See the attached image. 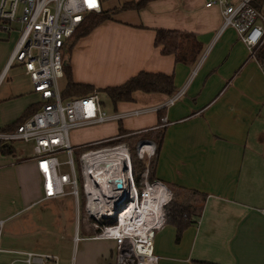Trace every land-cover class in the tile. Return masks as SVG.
Returning a JSON list of instances; mask_svg holds the SVG:
<instances>
[{
	"label": "crops",
	"instance_id": "0c3cea01",
	"mask_svg": "<svg viewBox=\"0 0 264 264\" xmlns=\"http://www.w3.org/2000/svg\"><path fill=\"white\" fill-rule=\"evenodd\" d=\"M129 1L138 0H103L110 18L74 43L67 63L74 82L95 89L148 71L172 74L175 92L183 90L166 106L171 95L136 91L132 101L118 102L113 111L150 110L108 123L114 132L110 137L120 128L128 135L162 131L160 147L149 159L155 179L174 195L184 190L204 194L199 216L180 234L171 223L154 230L152 251L158 264H264V63L250 56L233 27L222 26L220 9L205 7L206 0H153L139 10L120 9ZM158 28L193 33L201 45L197 60L175 62L172 55L161 54L154 45ZM8 32L0 30V41ZM7 61L0 60V73L8 69ZM24 80L17 95L1 96L0 130L40 103L25 71ZM146 140L156 150L155 142ZM9 146L12 155L0 153V264L20 259L16 251L54 253L58 264H115V241L94 237V227L83 224V231L92 234L73 241L79 233L74 197L68 192L62 199H44L33 153L32 158L22 150L18 155ZM52 199L57 201L49 227L65 231L75 219L74 232L64 235L68 246L71 238L77 244L72 262L55 252L58 244L43 232L37 215L42 211L26 213L37 202ZM49 247V252L42 250Z\"/></svg>",
	"mask_w": 264,
	"mask_h": 264
},
{
	"label": "built area",
	"instance_id": "2783aa9c",
	"mask_svg": "<svg viewBox=\"0 0 264 264\" xmlns=\"http://www.w3.org/2000/svg\"><path fill=\"white\" fill-rule=\"evenodd\" d=\"M254 0H206L205 7L217 6L222 17V26L233 27L240 40L245 44L250 56L255 57L258 49L264 44V13L261 8L255 7ZM264 3V0H263ZM103 9V0H94V6L90 0H0V30H10L12 22L19 21L20 32L14 48L7 61L8 68L13 61L20 62L25 73L29 76L32 90L40 97V107L20 124L12 129L0 130V142L9 145L12 141L31 142L33 158L36 160L37 169L42 179L43 198L51 199L63 196L64 187L69 186V193L76 203V226L84 222L87 228L93 227L90 223L98 226L94 237L110 238L115 241V264H158V257L152 251V239L154 230L164 223L165 204L174 195L165 184L158 180L149 183L148 164L154 155V145L148 140L140 139L136 143L135 153L143 160L142 191L136 189L133 180L130 148L122 141L92 147L82 151L78 156V170L81 181V191L78 179L75 175L74 147L68 139V132L72 128L84 127L105 122H117L125 117L136 116L150 109H134L120 112L107 113L103 110L104 103L97 91L84 96H75L67 99L61 97L57 80L63 77V64L61 48L64 42L77 29L81 22L91 13H100ZM5 68V70H6ZM0 73V80L4 75ZM183 90L171 95L163 106L174 103L181 97ZM264 138V126L261 129ZM122 135L107 138V141L120 139ZM104 140L94 141L85 145L96 146ZM82 145V146H85ZM124 148L127 154L126 173L125 165L120 167L117 160L102 161L107 163L114 177L118 169H122V184L119 179L107 187L111 194H116L115 200L110 203V208L116 214L103 212L100 216H93L88 209L89 195L87 190L86 172L92 169L93 158L98 155H118ZM64 153L66 159L58 158ZM65 164L72 172L62 173L60 165ZM90 173V172H89ZM107 175L106 179H110ZM120 178V176H118ZM120 184V187L117 185ZM132 187L130 196L134 201L142 204L147 195V190L162 191L165 198L161 202V212L155 224H146L144 236L124 235L111 233L112 228L120 224L122 205L130 203L125 199H116L121 190ZM84 196L85 217L80 219V197ZM124 201V202H123ZM109 203V202H108ZM109 208V206H108ZM135 212L139 214L138 207ZM87 222V223H85ZM134 223L136 221H133ZM132 232L134 224L131 222ZM128 236V237H125ZM78 231L73 236V241L80 239ZM2 249L0 248V252ZM21 255L20 259L11 260L8 264H58V256L54 253H41L34 251H16Z\"/></svg>",
	"mask_w": 264,
	"mask_h": 264
},
{
	"label": "trees",
	"instance_id": "16d2710c",
	"mask_svg": "<svg viewBox=\"0 0 264 264\" xmlns=\"http://www.w3.org/2000/svg\"><path fill=\"white\" fill-rule=\"evenodd\" d=\"M153 0H138L129 1L121 5L120 9L128 10L135 9L139 10L145 6L148 2ZM255 7L261 8L263 0H254L252 3ZM110 18L107 11L100 13L89 14L77 27V29L67 38L64 42V52L69 54L71 47L74 43L82 36L88 34L91 30L101 24L103 21ZM154 45L159 47L160 53L163 55H172L175 62L192 63L198 58L201 51V45L196 40L195 35L190 32L163 29L158 28L155 30ZM257 60L264 63V47H260L255 55ZM63 77L66 79L65 86L61 91V97L63 99L84 96L92 93L93 91L101 92L111 101L113 106H116L118 102L132 101V94L136 91L144 93H161L167 96L172 95L175 92V86L173 83V75L165 74L161 72H148L140 71L137 74L128 78L125 82L116 86H107L101 89H95L92 85L86 83L74 82L71 78V70L69 64L65 61L63 64ZM40 107V103L34 107L27 108L22 115L15 121L14 124L6 127V129H12L20 124L25 118L33 114ZM160 117V116H159ZM118 135H122L120 139L110 141V143L120 142L129 140L131 138L140 139H152L155 142V153H157L161 139L162 131H143L136 134H127L122 128L119 129ZM102 146V145H101ZM94 146L85 145L78 147L82 152ZM99 147V146H97ZM131 151V150H130ZM0 153L2 155H12L14 149L12 146L3 145L0 142ZM79 156V155H78ZM77 156V162H78ZM132 173L135 179L136 187L139 188L138 176L141 170L144 168L143 160L139 159L135 153V149L130 153ZM148 179L154 181V161L150 160L148 164ZM180 197V198H179ZM204 194L194 190H184L182 193L179 191L165 204V219L164 223H171L176 227L177 234L190 225L193 222L194 216H199L201 208L198 205L202 202ZM81 208L84 206V196L81 195Z\"/></svg>",
	"mask_w": 264,
	"mask_h": 264
},
{
	"label": "rangeland",
	"instance_id": "374dc122",
	"mask_svg": "<svg viewBox=\"0 0 264 264\" xmlns=\"http://www.w3.org/2000/svg\"><path fill=\"white\" fill-rule=\"evenodd\" d=\"M261 9L264 13V3L262 5ZM20 28H21V26L19 27L18 23L12 22L10 24V30H8L9 31L8 33H10L9 36L4 41H0V60H2V57H3V61H4L3 63H5L11 55V52L14 48L15 42H16L17 37H18L19 32H20ZM67 55L68 54L66 52H64V47H62L61 48L62 64H64L65 61L68 62ZM23 68H24L23 65L18 61H13L12 64L8 67V69L4 73L3 79L0 82V99H1V96L3 98H6L9 96L17 95L18 92H21L24 89L25 80H24V69ZM1 70L2 69L0 68V71ZM57 83H58V88L60 89V91H62L64 86H65L66 79L64 77H61L57 80ZM98 94L100 95V97L104 103L103 110L106 111L107 113H112L113 112V104L111 103V101L105 96V94H103L101 92H98ZM106 123H107V125H106ZM108 123H110V122L93 124V125H88V126L78 127V128H72L68 132L69 142H70L71 146H73L75 148L74 149L75 175L78 179L80 191H81V181H80L79 170H78V165H77V156L81 153L80 152L81 150L78 147L85 145V144H88L89 142L100 140V139L104 140L103 143L98 144L96 146L94 145V147L111 144L110 141L102 139V138H107V137L114 135V132H112V133L109 132ZM112 128H110V129H112ZM138 139L139 138H137V139L131 138L129 140H124L123 142L130 148L131 151H133V149H135V147H136V143L139 141ZM11 143L13 144L14 148L17 150L18 155H19V150H22L24 155H29L30 153L31 154L33 153L31 142L25 143L22 141H12ZM28 157H31V155H29ZM58 158L61 161H64L66 159V156L64 153H60L58 155ZM59 170L62 173H69L71 177L73 176L71 170L65 164L60 165ZM144 170H145V166L141 170V172L138 176L139 188L136 187V189L138 191H142V189H144V187H145V185L143 184V176H142ZM133 180L135 183L134 177H133ZM148 181H149V183L153 182V181H150L149 179H148ZM135 185H136V183H135ZM169 189L171 191H173L171 188H169ZM69 190H70L69 186L64 187L65 193H68ZM58 199H62V196H60V198H58ZM56 201L57 200L52 199V200H44L43 202H40V203L37 202L36 205H34L32 207V209L31 210L29 209V211H27L26 213L31 212V213H29V215H32L33 214L32 211H35V210H41L42 211V212H37V215L41 216L42 221L40 220L39 223L44 227L43 232L45 234L48 233V237H53L55 242L58 244L59 248L57 250H55V252L57 251L58 255L60 257L64 258V261H68V259H69V261L72 262L74 260L75 254H76L75 252H77L76 251L77 244H74V242L72 241V238H71V241H70L71 244L68 246L67 245L68 241L65 240L64 235L66 234L65 232H67L68 230L70 232H72V231L74 232L75 219H73L72 224L64 226L65 231H63L62 229H56V228L52 229L51 227H49V221L52 219V215H51L50 211L52 209H54V205H55ZM79 202H80V208H79L78 213H79V216L81 219L82 217H85L86 211H85V209L81 208V201H79ZM75 205H76L75 200H73L72 208H73V212H74V218H75V212H76V216H77V211H76ZM83 223L84 222H81V223L79 222V234H80V236L81 237L90 236L92 234L91 232H84L83 231V228H82ZM85 223H87V222H85ZM41 225H39V226H41ZM63 242L65 243V245H63ZM59 249H61V252H59ZM42 250L49 252L50 247L42 249ZM69 253H70V255H69ZM2 260H3V254L0 253V262H2Z\"/></svg>",
	"mask_w": 264,
	"mask_h": 264
},
{
	"label": "bare ground",
	"instance_id": "6f19581e",
	"mask_svg": "<svg viewBox=\"0 0 264 264\" xmlns=\"http://www.w3.org/2000/svg\"><path fill=\"white\" fill-rule=\"evenodd\" d=\"M126 158L127 154L125 149L122 148L120 153L117 155H98L96 158L92 159V162L95 164L92 165V169L90 171L87 170L86 172V182H87V190L89 195V202H88V209L92 213L93 216H100L103 212H110L111 214H116L112 208H110V203L115 200L116 194H111L108 191L107 187L109 182H114L117 179L122 184L121 175L123 171L126 170ZM113 161L117 160L120 167L125 165L124 170L118 169L116 172V176L114 177L112 174L109 173L110 168L109 165L106 163H101L102 161ZM90 172V173H89ZM126 173L127 170L125 171ZM107 175H111L110 179H106ZM120 176V178H118ZM132 187L129 186V190L124 188L121 190V194L116 199H125L124 201H128L130 203H124L122 205L121 210L125 209V211L121 214L120 224L115 228H112L111 233L115 234H124V235H140L144 236L145 233V225L146 224H155L158 220V214L161 212V202L165 198L163 196L162 191L158 190V194L152 189L147 190V195L143 199L142 204L140 202L135 203L134 196L131 195ZM161 192V195H160ZM123 201V202H124ZM109 202V203H108ZM109 206V208H108ZM136 207H138L139 214L135 212ZM133 221H136L135 223ZM131 222L134 224L135 228L134 231L129 230ZM95 229H99L98 226L94 223H90ZM128 237V236H125Z\"/></svg>",
	"mask_w": 264,
	"mask_h": 264
},
{
	"label": "snow or ice",
	"instance_id": "6c2138e0",
	"mask_svg": "<svg viewBox=\"0 0 264 264\" xmlns=\"http://www.w3.org/2000/svg\"><path fill=\"white\" fill-rule=\"evenodd\" d=\"M90 3H92V4H93V6H94V0H90Z\"/></svg>",
	"mask_w": 264,
	"mask_h": 264
},
{
	"label": "water",
	"instance_id": "95a60500",
	"mask_svg": "<svg viewBox=\"0 0 264 264\" xmlns=\"http://www.w3.org/2000/svg\"><path fill=\"white\" fill-rule=\"evenodd\" d=\"M117 186L120 187V184H118Z\"/></svg>",
	"mask_w": 264,
	"mask_h": 264
}]
</instances>
